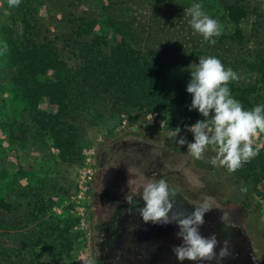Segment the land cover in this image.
<instances>
[{
	"label": "rangeland",
	"instance_id": "rangeland-1",
	"mask_svg": "<svg viewBox=\"0 0 264 264\" xmlns=\"http://www.w3.org/2000/svg\"><path fill=\"white\" fill-rule=\"evenodd\" d=\"M196 3L223 26L215 45L190 25L186 10ZM234 3L247 12L238 24L226 9ZM107 18L120 22L121 34L104 23ZM83 19L94 24L91 32L81 30L87 29ZM5 26L51 42L65 69L72 71L90 63L98 67L122 36L156 66L179 67L189 80L200 57L214 56L239 76L228 85L235 99L243 88H254L248 97L253 108L264 105V0H21L18 7L0 0V34ZM101 74L97 68L95 76L79 77L70 86L75 142L71 158L64 161L51 140L37 142L29 133L22 146L19 136L9 135V123L23 119L0 61V196L14 205L12 212L0 210V264H106L98 245L105 228L128 204L127 195L144 206V186L159 179L176 190L172 202H179L180 210L172 212L188 215L209 202V217L220 220L204 217L200 231L205 237L217 235V253L224 240L230 242L232 255L222 264H264V163L259 159L264 156V133L254 141V147L260 146L254 157L262 168L259 179L242 174L244 165L231 173L224 167H204L216 155L211 146L203 159H195L187 144L177 142L181 137L194 142L187 126L206 119L189 110L191 102L146 89L137 103H129L119 86H100ZM42 108H49L47 101ZM177 127L181 131L175 141L169 132ZM246 195L250 208L243 205ZM242 206L244 235L228 219ZM139 217L140 223L131 226L139 229V240L125 246L114 264H216L178 261L172 251L182 243L177 224L145 223Z\"/></svg>",
	"mask_w": 264,
	"mask_h": 264
},
{
	"label": "trees",
	"instance_id": "trees-1",
	"mask_svg": "<svg viewBox=\"0 0 264 264\" xmlns=\"http://www.w3.org/2000/svg\"><path fill=\"white\" fill-rule=\"evenodd\" d=\"M226 9L236 24L247 13L236 3L227 4ZM82 22L87 26V29L81 28L84 33L93 30V23L84 19ZM104 23L121 34L119 21L107 18ZM0 36V61L2 67L9 73L7 90L12 95L15 110L23 119V122H19V119L15 118L9 123L11 129L9 135L13 139L19 136L22 146L27 144L29 133L37 142L51 140L52 146L64 161L71 158L75 142V126L70 123L68 102L70 86L79 77L95 76L97 68L103 72L99 81L100 86L104 89L119 86L129 103H137L140 92L146 89L178 94L192 102V94L187 92L190 80L182 76L179 67L166 70L156 66L124 36L112 48L108 60L98 62V67L90 63L76 71L65 69L56 47L51 42L35 40L9 26L3 27ZM5 42L8 46L6 52L3 51ZM252 91L254 88H243L242 94L237 96L246 110L253 108L248 99ZM45 101L49 104L47 109L42 108ZM15 129H18L19 135L15 134ZM259 159L264 163V156ZM210 161L204 164V167L213 169ZM244 166L245 172L242 174L255 180L260 178L262 168L259 160L257 164L253 158ZM248 197L246 195L243 201L246 208L251 206ZM13 209L14 205L0 196V210L12 212Z\"/></svg>",
	"mask_w": 264,
	"mask_h": 264
},
{
	"label": "clouds",
	"instance_id": "clouds-1",
	"mask_svg": "<svg viewBox=\"0 0 264 264\" xmlns=\"http://www.w3.org/2000/svg\"><path fill=\"white\" fill-rule=\"evenodd\" d=\"M20 3L21 0H8L9 7H18ZM186 12L191 17L190 25L194 33L201 34L204 41L215 45L217 41L214 37L223 34V26L219 21L206 14L199 3L192 5ZM7 49L5 42L3 51ZM238 79V74L231 67L226 68L217 57L199 58V63L191 70L187 85V92L192 94L189 110H198L206 119L187 126L188 131L194 134V142L188 143L183 137L177 141L180 145L187 144L188 152L195 159H203L211 146L216 153L211 164L224 167L230 173L259 154L260 146L254 147V141L264 133V105L246 110L231 94L228 85ZM210 116L211 119H208ZM180 131L179 127L173 129L169 132V138L176 141ZM176 195L175 189H170L164 179H159L144 186L141 195L144 207H138L131 195L126 196V201L145 223L177 224L179 231L176 235L182 239V243L173 246L172 251L178 261L215 260L216 264H222L224 259L232 255L230 242L224 240L217 253V247L221 245L217 235L205 237L200 231L205 223V214L212 209L211 205L204 201L188 215L172 212V201Z\"/></svg>",
	"mask_w": 264,
	"mask_h": 264
},
{
	"label": "flooded vegetation",
	"instance_id": "flooded-vegetation-1",
	"mask_svg": "<svg viewBox=\"0 0 264 264\" xmlns=\"http://www.w3.org/2000/svg\"><path fill=\"white\" fill-rule=\"evenodd\" d=\"M173 205L174 206L172 210H180L179 202L175 201ZM140 207L142 208L144 206ZM124 208H126V211H123ZM244 210L245 208L242 206L241 208H238L237 210L231 212L228 218L233 224H239L237 228H241V231L243 224V217H241V215L243 214ZM139 216V213L136 212L135 208L131 205L126 204L121 207V211L119 212L118 216L114 218L111 226L105 228L104 238L98 243V245H100L101 249L103 250V262L106 261V264H114V260L117 259V257L124 252V249L126 248L125 246H132L135 242L139 240L136 239L137 236L139 237V229L136 228L133 231L131 228L132 225L140 223L138 221L140 218ZM205 219L212 221L220 220V218L209 217V212L205 214ZM242 233L244 235V231H242ZM239 236H241V234ZM241 241L243 243L245 242L243 236H241Z\"/></svg>",
	"mask_w": 264,
	"mask_h": 264
}]
</instances>
